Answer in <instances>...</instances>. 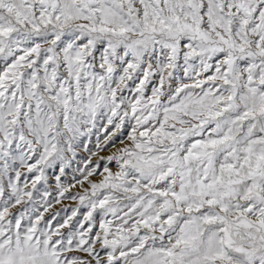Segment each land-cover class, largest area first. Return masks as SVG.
<instances>
[{"label": "snow or ice", "instance_id": "1", "mask_svg": "<svg viewBox=\"0 0 264 264\" xmlns=\"http://www.w3.org/2000/svg\"><path fill=\"white\" fill-rule=\"evenodd\" d=\"M0 264H264V0H0Z\"/></svg>", "mask_w": 264, "mask_h": 264}, {"label": "rangeland", "instance_id": "2", "mask_svg": "<svg viewBox=\"0 0 264 264\" xmlns=\"http://www.w3.org/2000/svg\"><path fill=\"white\" fill-rule=\"evenodd\" d=\"M102 155H103V153H102ZM95 159V158H94ZM65 203H69V204H71V203H73V202H65ZM56 209H59L60 207H61V205H55L54 206Z\"/></svg>", "mask_w": 264, "mask_h": 264}]
</instances>
